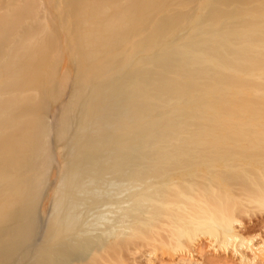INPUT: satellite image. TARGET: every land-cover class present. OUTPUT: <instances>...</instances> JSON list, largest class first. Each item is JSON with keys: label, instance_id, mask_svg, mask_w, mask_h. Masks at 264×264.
I'll use <instances>...</instances> for the list:
<instances>
[{"label": "bare ground", "instance_id": "1", "mask_svg": "<svg viewBox=\"0 0 264 264\" xmlns=\"http://www.w3.org/2000/svg\"><path fill=\"white\" fill-rule=\"evenodd\" d=\"M192 1H58V12L63 5L64 20L74 29L79 55L89 62L114 52L131 35L148 31L135 44L141 56L130 53L128 63L134 69L120 72L118 64L120 68L85 100L76 138L64 154L65 183L59 179L61 186L56 185L61 188L55 213L51 210L46 247L41 246L30 264H140L138 254L148 264L155 259L163 264L162 255L160 261L159 255L153 258L157 252L175 258H167L168 264H227L225 254L217 255L223 260L215 259L208 256L210 250L234 255L232 264L236 256L239 264H264V225H256L262 235L252 236L257 229L247 236L245 223V217L264 215V0H201L192 18L182 10L155 18L173 4ZM42 2L0 0V74L3 68L20 76L17 73L29 68L34 58H50L55 48L51 44L59 39ZM29 21L31 27L25 25ZM188 21L190 31L176 38L177 27ZM165 39L168 42L160 47ZM14 80L19 77L10 82ZM10 82L0 89H9ZM26 83H15L12 92L1 95L15 97L29 88L22 89ZM6 103L9 109L10 100ZM125 134L131 135L128 141ZM42 136L47 140L48 135L31 132L35 153L43 150ZM2 142L11 151L17 147ZM111 142L117 144L116 151L107 153ZM11 153L4 154L10 159ZM19 155L10 159L14 165L10 162L8 168L1 160L3 173L9 170L12 175V168L19 167L17 173L22 161L14 157L21 159ZM199 255L205 261L197 259Z\"/></svg>", "mask_w": 264, "mask_h": 264}, {"label": "rangeland", "instance_id": "2", "mask_svg": "<svg viewBox=\"0 0 264 264\" xmlns=\"http://www.w3.org/2000/svg\"><path fill=\"white\" fill-rule=\"evenodd\" d=\"M40 1H43L42 5H43L44 9L46 10V12L51 13L50 15L52 16V17L49 16L51 22L46 19L44 23H46V25H48V23L50 22V23H53L55 25L54 29L57 30L58 39H59V41L56 42V44H53V42L51 44V46L55 47V48H53L54 50L49 55L50 58L45 57V59H44V58L40 57L38 59L43 60V61H40L39 63H37L39 60L36 59L37 62H35L36 60L34 58L33 59L34 63L32 61H31V63H28L27 65L33 64V66H34L36 63H37V65H35V67H32L30 65L31 67L29 66V68H31V69L27 68L28 66L26 65L27 69L26 70L23 69L25 71L22 70L23 72L17 73V75L20 74L21 77L26 75V78L24 77L25 80H21L20 76L15 77L13 75V74H15L14 72H16V70H10V72L7 73V71L2 68V72L0 74V77L2 76L0 78V85H4V82L5 83H6V81L10 82L15 78L18 79V77H19V81L17 80L15 82V80H14V84L15 83L18 84L17 86H19V84L26 83L28 80L30 82V80L33 79V80H31L30 83L28 82V83L22 85L21 87L25 86L22 89H25L27 87H29V88H27L25 90H21V93L19 94V92H18V94H16L15 97L13 95L14 93L9 94V95H5V96L1 95L4 92L6 94V93H9V91H11L12 89L13 90L15 89V88H12L14 86V84L12 82H10V83H12L13 85L12 84L10 85L9 83H7V85H10V88H12V89H10V88L6 89V90L3 89L6 86L0 89V101H1L0 102V112L1 113H3L1 111V108H3V107H4V109L7 108L6 102H8L10 100V105H8L9 109L7 108L6 109L7 112L5 111L6 113L5 112L3 113V115H5V117L3 118V115L2 114L0 115V139L4 137L3 139H5L8 146H10L9 144H12V145L16 144V146H17V147L15 146L16 148H14V149L11 148L12 149V151H11L9 147L8 148L5 147V145L2 142L3 139H1L0 145L3 144L4 146L3 145H2V147L0 146V162L2 160L3 166L7 165V167H5V168H8L9 167L8 165L10 164V162L12 163L11 160H13L12 159L13 156H15L16 154L18 156L19 153H21L20 155L22 157L21 159H19L20 157L18 158L17 156L14 157V161L18 159V162L16 161L17 163H19L20 160L22 161L21 162L22 164H19L20 169L17 170V173L15 172V169H17L19 167L12 168L13 163L11 164L10 168L13 169V172H15V174L11 171L10 173L12 175H9V172H8L9 170L8 171L5 170V173H3L5 168L3 169L0 167V170H1L0 181H3V182L5 181L4 183L1 182L2 184L0 183V264H27V263L30 264L31 260H32L31 258L32 257L34 258V255L36 254V252L39 251L41 246L43 245V247H46V245L44 244L46 233H47L46 230H48L49 224H51V222L53 221V219H52L53 215L51 214V210H52V213H55V211L53 212V209H55L54 208V204L56 202L55 198L57 197V195H58L57 193L59 192V189L61 188V187H58L56 185L60 183L59 179H61L62 183L64 182L63 178H61V177H64L63 174L66 171V167H65L66 165H64L65 164L64 163V158H65L64 154H66L68 151L66 147L68 146V144L69 145L71 144V139L76 138L77 131L79 130L78 125L80 124V122L82 120L81 117L83 116V109H84L85 104H86L85 100L86 101L90 100L93 96L94 89L97 86H99L100 84H103L104 81L108 80L111 77L110 74H113V72H115L117 69H119L120 65L123 68V69L121 68L120 72H129V71H132L134 69V64L133 63L129 64V63H131V62H129V58L131 56L130 53H136L137 52V54L141 56V54H139L140 49L135 47V44L137 42H139L140 39L142 38L141 36H143V34H145L148 31V30H145V32H140V33H136V34L131 35V37L128 39L129 41L126 42L125 44L121 45L120 48H117L114 52L113 51L108 52V53H106L100 57L93 58L92 59L93 61L91 60L89 62V60L88 61L85 60L86 56H85V59H83L84 55H81V54L79 55L78 50L76 49V48L79 49V46L76 44L75 37H73L74 29L71 28L69 22L66 23L64 20L65 19V11L62 9L63 5H62V7L60 6L61 13H60V11L58 12V9H59L58 8L59 7L58 1H60V0H40ZM199 1H201V0H193L192 1L193 3L188 4L186 6H178V5L173 4V6H171V8L163 11L164 13L161 12L162 14L159 13L155 18L158 20L161 16H164L167 14L169 15V14H172L171 12L174 13V12L181 11V10H182L183 14L184 13H186L185 15L189 14V17L192 18V15L195 14V13H193L194 9H195L194 8L195 4L198 3ZM37 7L38 8L40 7L39 9H42L40 3H37ZM188 11H191L192 14L187 13ZM37 20L42 22V20H40V19H37ZM54 22H56V23H54ZM32 23H33V21H32ZM32 23H31V21H29V24L27 22L25 25L28 27H31ZM34 23H35V21H34ZM189 23H190L189 21L183 22V24L181 23L182 25H179L180 27L178 26L179 28L177 27L178 30H176V38L178 37L179 34H180L179 38H181L183 36L182 33H180V32L185 31V33H186L187 31H190V29H189L190 24ZM41 24L44 25L43 23H41ZM187 29H189V30H187ZM39 37L40 36H38V38H37L38 40L40 39ZM166 42H168V39H165L164 41H162V44L160 45V47H163L164 46L163 43H166ZM11 45L13 47L14 43ZM10 50H12V48ZM116 52H119V55L114 56V53H116ZM8 54H12V53H8ZM74 54L76 55V57ZM77 60H79L80 63H76ZM83 61H84V63H83ZM47 62H49V63H47ZM3 63H5L7 65L6 61H3ZM118 64H120V65L118 66ZM126 64H128V66ZM124 65H125V67H124ZM4 66L1 65V67H4ZM42 67L44 70L43 76L45 75V77L41 76L42 74L40 75V73H39V71L42 70ZM44 68L45 69L47 68V69L45 70ZM3 70H5L6 73L3 72ZM30 71H32V73H31L32 75L29 74ZM11 72H13V73H11ZM120 72H118V73H120ZM10 73L12 75H10ZM4 75H5V77H4ZM39 75H40V79H39ZM29 77H31V78H29ZM36 77H37V80H36ZM8 78H11V79H8ZM27 78H28V80L26 81ZM32 81H35V82H32ZM93 86H94V88H93ZM8 87H6V88H8ZM28 89H30V90H28ZM23 91H26V93H28V92L29 93L27 95H25V92H23ZM21 94H23V96H24V97H22V98H24V101H20L22 98L18 97ZM41 98H43V100H41ZM15 102H16V106L15 105L12 106L13 104H15ZM172 103L173 102H171L168 105H171ZM3 104L5 106H3ZM81 104H83V105H81ZM1 105H2V107H1ZM160 105H162V104H160ZM160 105H158V106H160ZM161 107H166V106L162 105ZM161 107H158V108L160 109ZM15 109H17V110H15ZM13 110H14V112H13ZM41 113L43 116L41 115ZM6 114L8 115V117L6 116ZM37 114L41 115L42 117L41 116L39 117V115H37ZM21 115L23 117H20ZM31 115H32V117H31ZM1 117H2V119H1ZM15 117H16V119H15ZM12 120L15 122H13ZM17 121H18V123H17ZM39 124L41 125L42 128L39 126ZM44 125L46 126L45 128H44ZM27 126L29 129L27 128ZM32 126H33V128H32ZM48 127H49V129H48ZM11 128H13L14 131ZM2 129H3V131L6 130L5 131L6 134L3 133ZM16 130H19V131H16ZM39 130H41V132ZM130 130H133V127H130ZM33 131L37 135H39L41 133L43 135L46 134V136L48 135L47 140L46 139L43 140L42 139L43 136L40 137L43 140L42 144H44L43 150L42 151L38 150V152H40V153H37V152L35 153V151L32 150L33 144L36 142V139L32 140L34 137L33 138L31 137V132H33ZM28 132H30L29 133L30 138H28V136H29ZM17 133H19V134H17ZM149 133L152 134L153 131H148V134ZM113 134L114 133H112L110 135L113 136ZM121 135H123V134H121ZM114 136H116V135H114ZM126 136L128 137L129 135L125 134L124 137H126ZM130 136L128 138H130ZM126 138L124 140L128 141L129 139L127 138V140H126ZM47 141H48V143H47ZM22 142L25 143V145L20 144ZM38 142H39V140H38ZM81 142H83V141L78 140L77 143H75V144H78ZM131 142L132 141H129V142H127V144L130 143V145H131L132 144ZM28 143H29V145H28ZM40 144L41 143L39 142V145H37V146H41L40 149H42V145H40ZM112 144H114V143L111 142L110 147L107 148V153H110V152H108V151H110L109 149H114V147H117L116 143H115L116 145H112ZM30 145H31V147H30ZM130 145L128 144L127 147H129ZM19 146L21 147V149L23 148L24 151L19 149L20 148ZM11 147H13V146H11ZM6 148H7V151L5 150ZM1 149H4L5 151L4 150L1 151ZM37 149H38V147H37ZM16 150H18V151L16 152ZM19 150H20V152H19ZM8 152L9 153L10 152H12V153L16 152L15 155H13V156L11 153V157H12V158H10L11 160L8 158V157H10V155H8L9 154ZM112 152H113V150L111 151V153ZM4 153H7L8 157H6V154H4ZM1 155L2 156L5 155L4 157L8 158V160H6V158L2 157ZM29 158H30V160H29ZM7 161H9V163ZM1 164L2 163H0V165ZM43 165H44V167H43ZM30 167H31L32 172L29 170ZM39 167H41V168H39ZM33 169L35 171H33ZM41 170L43 172L42 173L43 177L42 176L39 177V175H41ZM27 171H30V172H28L29 174L27 173ZM39 171H40V173H39ZM33 172H34V174H33ZM47 173H49V174H47ZM36 174L39 177L37 180H35ZM2 177H3V180H1ZM34 180H35V182H34ZM59 186H61V183ZM23 189L25 191H22ZM51 207H52V209H51ZM55 207H56V204H55ZM47 215H48V218H47ZM257 215L258 214H256V216H252L251 217L252 219H248L249 221L247 220V218H249V217H245V219H246L245 223L247 221V225L250 226V224H251L253 226V229H255V231H253V229H251L252 228V226H251L250 227L251 230H250L249 227H247V225H246V229H248V230L246 231L245 228H244V230L248 233L247 236H250V234L252 232L253 233L257 232V229L262 228V226L264 225V219H263L264 215L263 214L261 215V213H260V217L263 216L262 218H260L259 215L258 216ZM251 220H252V223L254 225L251 223ZM258 220H260L261 223L263 220V224H261L260 221H258ZM248 222H250V224ZM255 222L257 224H255ZM256 225H258V226L262 225V226H260V228H257L258 226H256ZM263 230H264V228H263ZM245 231H243L244 232L243 234H245ZM249 231H251V233ZM260 231H261V229L258 230L257 234H255V235L253 234L252 236L260 235L262 233V231L261 232ZM34 236H35V238H34ZM263 237H264V234H263ZM259 239L260 238H258V241L262 240V239H260V240ZM207 243L208 242H204V245L206 247L202 244V246L206 248V249L204 248L206 252L210 249V248H207V246H208ZM211 251H213V250H210L209 251L210 253L207 252L208 256L211 255L214 258H215V256L218 257L219 254H222V253L223 254L221 256L223 257L225 254L226 259L224 261L227 264H232V259L235 258L234 255L228 254L226 252L224 253L222 251L221 252L219 251L218 253H216L214 251L213 252V253H215V255H214ZM157 253L154 255L153 258H157V255H159L160 257L158 256L157 259L160 261V259H163L162 258V256H163L164 260L166 258L165 261L162 260L163 264H168V262L171 263L172 262L171 260L175 259L174 257L173 258L167 257L168 255H166V257H165V255L162 252H159L160 254H157ZM207 253H205V254H207ZM141 255H143V254H141ZM141 255L138 254V256H140V257H141ZM231 255H232V257H230ZM201 256L199 255L197 259L200 260L202 258ZM208 256L205 257V259L208 258ZM221 256L218 257V259H222ZM140 257L136 256L135 258H137L136 260L140 261L141 263L144 262L143 264H145V263L148 264L147 263L148 260H146L145 257L142 256L143 257L142 261L140 260ZM199 257H201V258H199ZM167 258L169 260L171 259L170 260L171 262L169 260H167ZM215 259H217V258H215ZM236 259H237V256H236ZM236 259H235V261L238 262V259L237 260ZM201 260H204V259H201ZM233 261H234V259H233ZM154 262H156V259ZM154 262L153 263L151 262L149 264H154ZM236 263L234 262L233 264H236ZM155 264H157V262ZM158 264H162V263L160 262ZM237 264H239V263H237Z\"/></svg>", "mask_w": 264, "mask_h": 264}]
</instances>
